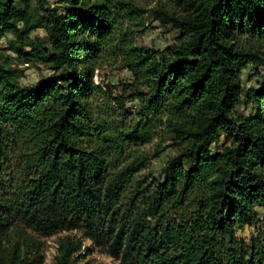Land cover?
Masks as SVG:
<instances>
[{"label": "trees", "instance_id": "16d2710c", "mask_svg": "<svg viewBox=\"0 0 264 264\" xmlns=\"http://www.w3.org/2000/svg\"><path fill=\"white\" fill-rule=\"evenodd\" d=\"M149 16L176 42L135 45L130 26ZM9 33L51 74L24 87L0 64V247L23 227L77 232L117 264H264V76L242 80L264 66V0H0ZM106 65L130 79L103 89ZM74 239L58 264H77Z\"/></svg>", "mask_w": 264, "mask_h": 264}, {"label": "rangeland", "instance_id": "374dc122", "mask_svg": "<svg viewBox=\"0 0 264 264\" xmlns=\"http://www.w3.org/2000/svg\"><path fill=\"white\" fill-rule=\"evenodd\" d=\"M54 4L56 0H48ZM146 2V1H145ZM153 1H151L152 3ZM153 3L151 6L153 7ZM36 20L40 21L42 14L38 10H34ZM140 26H130L135 32L133 35V42L137 46H146L154 48H164L167 45L176 42L178 34L170 27H165L157 21H153L149 16L147 20L140 22ZM42 22L37 23L36 28L32 33V37H39L41 41L46 44L47 36L41 26ZM15 37L9 33L0 37V64L8 63L12 69H18L23 72L19 82L24 87H31L36 85L42 78L51 74L49 69L39 62H28L20 60L11 50V44L14 42ZM264 76V66H248L242 72V80L246 89L257 88L258 82ZM130 73L127 70L110 67L106 65L101 71L96 72L95 83L106 89L107 85H117L130 79ZM120 89L117 90V93ZM239 116H246L249 113L245 104L240 105L236 109ZM176 154L174 149H168L160 158L153 162L152 171L155 175H159L166 165V163ZM252 233L251 229H246L240 235L248 238ZM80 244V256L77 259V264H117L108 255L101 250L92 246L91 242L86 240L81 234L77 232H60L50 237H40L33 234L26 228H13L2 242L0 247V255L5 256L12 250H19V252L27 253L28 257H33L34 254L40 256L41 263L37 264H58V258L61 256V247L69 241L75 240ZM24 255V254H23Z\"/></svg>", "mask_w": 264, "mask_h": 264}]
</instances>
